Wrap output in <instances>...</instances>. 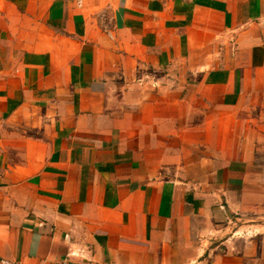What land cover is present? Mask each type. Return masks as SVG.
Returning <instances> with one entry per match:
<instances>
[{
    "label": "crops",
    "instance_id": "obj_1",
    "mask_svg": "<svg viewBox=\"0 0 264 264\" xmlns=\"http://www.w3.org/2000/svg\"><path fill=\"white\" fill-rule=\"evenodd\" d=\"M263 209L264 0H0V258L264 264Z\"/></svg>",
    "mask_w": 264,
    "mask_h": 264
},
{
    "label": "rangeland",
    "instance_id": "obj_2",
    "mask_svg": "<svg viewBox=\"0 0 264 264\" xmlns=\"http://www.w3.org/2000/svg\"><path fill=\"white\" fill-rule=\"evenodd\" d=\"M258 216H259L258 220L254 224L256 227L253 229L258 228L257 230H264V209L259 212ZM246 225L247 224H244L241 221H236L234 223V220L226 219L224 222L220 223V226H219L220 233L218 234V237L215 240H213L212 243L208 244V246H210L211 248L216 247L217 248L216 250L225 249V245L223 241L234 236L233 234L238 230L246 232L247 230L243 229L244 227H246ZM249 229L252 230V228H249Z\"/></svg>",
    "mask_w": 264,
    "mask_h": 264
},
{
    "label": "built area",
    "instance_id": "obj_3",
    "mask_svg": "<svg viewBox=\"0 0 264 264\" xmlns=\"http://www.w3.org/2000/svg\"><path fill=\"white\" fill-rule=\"evenodd\" d=\"M81 3L82 0H77V5H81ZM0 264H18V262L7 258H0Z\"/></svg>",
    "mask_w": 264,
    "mask_h": 264
}]
</instances>
